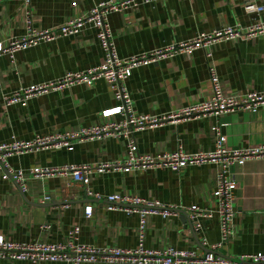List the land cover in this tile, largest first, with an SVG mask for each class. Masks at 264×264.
<instances>
[{"label":"crops","instance_id":"1","mask_svg":"<svg viewBox=\"0 0 264 264\" xmlns=\"http://www.w3.org/2000/svg\"><path fill=\"white\" fill-rule=\"evenodd\" d=\"M105 0H0V42L20 39L26 33L27 15L35 29H50L66 20L83 16ZM264 5V0H162L110 12L107 21L119 57L186 40L201 32L223 26L246 28L264 23V11H247L246 5ZM177 54L158 63L140 66L125 80L133 110L144 114H167L198 103L211 94L209 69L213 68L225 94L264 93V34L234 41H221L209 49ZM104 61L97 29L90 23L74 35L0 55V142L11 138L27 140L35 135L64 132L99 121L102 109L117 102L107 82L92 86L74 85L29 99L26 104L5 105L4 95L20 87L55 79L67 71H80ZM216 128L233 148L264 144V106L217 116L166 122L134 133L138 151L156 155L180 147L187 153L214 149ZM124 137L77 142L72 150L46 148L8 159L12 171L34 166L69 163L96 165L121 159L126 153ZM218 168L214 163L188 165L178 172L147 169L129 172L92 173L86 188L106 196L127 193L176 207L186 212L190 205L215 207L213 191ZM235 181L233 236L220 243L216 216L201 218L198 230L188 226L175 212L167 217H146L142 245L149 249L173 246L202 255L216 245L218 256L235 258L264 252V157L230 167ZM49 197V199H46ZM92 206L91 215L85 207ZM107 202L86 195L85 187L63 177H29L21 190L9 171L0 167V236L15 242H65L68 232L78 227L76 242L96 247L133 249L138 246L137 214L108 210ZM187 213V212H186ZM187 218L188 214H187ZM219 245L217 246V244ZM0 264H33L0 259ZM36 264H66L39 262ZM81 264H134L96 263ZM247 264H251L248 262Z\"/></svg>","mask_w":264,"mask_h":264},{"label":"built area","instance_id":"2","mask_svg":"<svg viewBox=\"0 0 264 264\" xmlns=\"http://www.w3.org/2000/svg\"><path fill=\"white\" fill-rule=\"evenodd\" d=\"M160 1L162 0L101 1L91 7L83 16L68 19L62 25L50 29L33 28L29 15H27L26 33L21 38L8 41L5 45L0 42V55L4 53L12 55L18 50L49 42L62 36L77 34L87 23L92 24L97 29V38L104 52V61L101 64L80 71H67L55 79L20 87L11 95H4L3 102L5 105L15 103L24 105L29 99L38 95L74 85L90 87L96 80L103 79L109 85L117 103L102 109L99 113V121L89 126H80L64 132L56 131L45 135H35L27 140L11 138L0 142V167L9 171L10 176L21 190L25 189V181L29 177L39 179L63 177L70 182L83 185L86 195L96 199H105L108 210L121 209L128 215L135 213L139 217L137 227L139 244L133 249L96 247L77 243L76 235L79 229L75 226L68 232L66 241L62 243L41 241L20 243L0 236V259L28 261L33 264L44 261L81 264L84 262L96 263L99 260L108 263L134 264H247L248 262L264 264V252L227 258L215 254L216 245L202 255L192 250L176 249L170 245L161 249L145 248L142 241L146 231L147 215L159 214L167 217L177 212L176 207L127 193H112L101 196L86 188L92 173L129 172L147 169H169L178 172L188 165L211 162L218 168L216 187L212 193L216 206L203 208L198 205H190L185 210L195 230L200 227L199 219L216 216L221 234L220 243L227 242L233 236L232 220L235 213L234 190L236 183L230 178V167L234 164L241 166L248 159L264 157V144L240 148L227 147L226 136L216 128L217 140L212 150L187 153L178 147L174 151L150 155L138 151L133 135L137 131L155 128L166 122L177 123L240 110L255 112L264 106V93L225 94L216 71L210 68L211 94L207 99L167 114L156 115L136 113L133 110V100L124 83L131 76L132 71L140 66L158 63L177 54H189L196 49L206 50L209 56V49L215 43L264 34V23L254 24L246 28L223 26L209 32L198 33L190 39L168 43L162 47L142 51L132 56L119 57L107 15L110 12L122 11L139 4L152 5ZM24 3L26 13L29 14L30 0H24ZM246 9L247 11L260 12L264 11V5L248 4ZM109 137L126 138V153L121 159L100 162L96 165L67 163L57 166H34L28 170L18 169L15 171L10 169L7 162L9 157L13 155L46 148L72 150L73 145L77 142L102 140ZM91 211L92 206L87 205L85 207L86 215L90 216Z\"/></svg>","mask_w":264,"mask_h":264},{"label":"water","instance_id":"3","mask_svg":"<svg viewBox=\"0 0 264 264\" xmlns=\"http://www.w3.org/2000/svg\"><path fill=\"white\" fill-rule=\"evenodd\" d=\"M96 200H98V199H96ZM177 212H179L183 217H184V219H185V221L187 222V224H188V226H192V224H191V221L187 218V213L185 212V211H183V210H180V209H175Z\"/></svg>","mask_w":264,"mask_h":264}]
</instances>
